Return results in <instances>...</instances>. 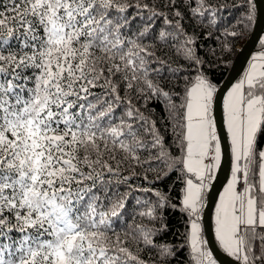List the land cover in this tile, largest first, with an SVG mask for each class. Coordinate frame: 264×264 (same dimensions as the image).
<instances>
[{
	"label": "snow or ice",
	"instance_id": "snow-or-ice-1",
	"mask_svg": "<svg viewBox=\"0 0 264 264\" xmlns=\"http://www.w3.org/2000/svg\"><path fill=\"white\" fill-rule=\"evenodd\" d=\"M254 9L0 0V264H217L225 158L215 240L264 264V39L220 83Z\"/></svg>",
	"mask_w": 264,
	"mask_h": 264
},
{
	"label": "water",
	"instance_id": "water-1",
	"mask_svg": "<svg viewBox=\"0 0 264 264\" xmlns=\"http://www.w3.org/2000/svg\"><path fill=\"white\" fill-rule=\"evenodd\" d=\"M256 9V17L252 32L246 42L239 48L236 54L231 68L226 78L221 83L222 85L231 80L235 81L242 74L243 69L246 67L251 55L254 53L255 48L264 33V0H253ZM217 119H221V111L219 105L217 106ZM225 152H227V145H225ZM230 174V168L227 162V158L222 160L221 169L218 171V179L213 182V188L209 190L208 196L205 200L204 212V224H205V239L209 240V249L213 251L214 258L217 259V264H232V258L223 252L217 245L212 223V215L215 204L218 200V195L221 192L223 186L227 182Z\"/></svg>",
	"mask_w": 264,
	"mask_h": 264
},
{
	"label": "trees",
	"instance_id": "trees-1",
	"mask_svg": "<svg viewBox=\"0 0 264 264\" xmlns=\"http://www.w3.org/2000/svg\"><path fill=\"white\" fill-rule=\"evenodd\" d=\"M252 2H253V0H252ZM253 4H254V3H253ZM255 17H256V9H254L253 18H252L251 22L249 23L247 29L244 31L242 37H241L239 40H237V41L235 42V44H234V48H233V51H232L231 55L228 56V57H226L228 63H227V65L223 68V74H222V76L220 77V83H222L223 80L226 78V76H227V74H228V72H229V70H230V68H231V65H232V63H233V60H234L236 54H237L238 51H239V48L242 47V45L246 42V40H247L248 37L250 36V34H251V32H252V29H253V26H254ZM262 39H264V33L262 34V36H261V38H260V40H259V42H258V44H257V46H256V48H255L254 53H256V52H258V51L260 50V41H261ZM238 78H239V77H238ZM212 223H213V222H212ZM216 243H217V242H216ZM217 245H218V243H217ZM218 247H219V245H218ZM221 250H222V249H221Z\"/></svg>",
	"mask_w": 264,
	"mask_h": 264
},
{
	"label": "crops",
	"instance_id": "crops-1",
	"mask_svg": "<svg viewBox=\"0 0 264 264\" xmlns=\"http://www.w3.org/2000/svg\"><path fill=\"white\" fill-rule=\"evenodd\" d=\"M254 54H255V53H254ZM254 54H252V55H254ZM252 55H251V56H252ZM250 58H251V57H250ZM249 60H250V59H249ZM246 66H247V65H246ZM229 176H230V174H229ZM226 183H227V182H226ZM226 183H225V185H226ZM225 185H224V186H225ZM224 186H223V187H224ZM222 191H223V188H222L221 192H222ZM221 192H220V193H221ZM217 202H218V200H217ZM217 202H216V203H217ZM214 218H215V207H214L213 215H212L213 231H214ZM214 237H215V231H214ZM219 248H220V247H219ZM222 251H223V250H222Z\"/></svg>",
	"mask_w": 264,
	"mask_h": 264
}]
</instances>
